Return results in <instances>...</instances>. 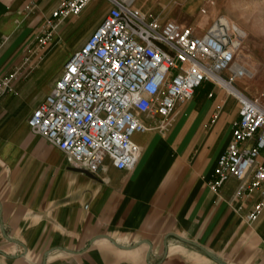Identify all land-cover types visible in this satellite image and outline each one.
Returning a JSON list of instances; mask_svg holds the SVG:
<instances>
[{
	"label": "crops",
	"instance_id": "crops-1",
	"mask_svg": "<svg viewBox=\"0 0 264 264\" xmlns=\"http://www.w3.org/2000/svg\"><path fill=\"white\" fill-rule=\"evenodd\" d=\"M58 2L0 0V264H264L263 189L241 192L235 177L212 187L239 118L230 93L202 84L165 132L160 116H141L151 129L133 137L132 170L106 158L93 174L32 132L30 116L110 9L92 0L50 30Z\"/></svg>",
	"mask_w": 264,
	"mask_h": 264
},
{
	"label": "built area",
	"instance_id": "built-area-1",
	"mask_svg": "<svg viewBox=\"0 0 264 264\" xmlns=\"http://www.w3.org/2000/svg\"><path fill=\"white\" fill-rule=\"evenodd\" d=\"M91 1L59 0L50 30L67 16L80 15ZM106 1L110 9L101 24L66 60L51 92L30 116L32 132L93 174L106 158L117 169L132 170L141 153L133 137L151 129L141 116H160L156 129L165 132L174 107L191 100L202 84L230 88L240 104L239 118L212 187L235 177L242 181L241 192L263 189L264 197V107L235 86L248 76L242 61L245 32L218 16L198 35L182 22L151 17L137 0ZM199 11L205 14L206 8ZM50 36L41 37L40 48L47 47ZM262 206L255 207L251 220Z\"/></svg>",
	"mask_w": 264,
	"mask_h": 264
},
{
	"label": "rangeland",
	"instance_id": "rangeland-1",
	"mask_svg": "<svg viewBox=\"0 0 264 264\" xmlns=\"http://www.w3.org/2000/svg\"><path fill=\"white\" fill-rule=\"evenodd\" d=\"M193 2L196 3L190 8ZM136 5L160 21L176 20L189 25L195 33L203 32L215 13L216 17L225 16L239 26L246 34L242 61L252 77L237 81L235 86L264 107V0H137ZM202 7L206 8L205 14L199 13ZM102 8L100 5L94 14L97 15ZM72 19L64 18L61 25ZM87 27V24L82 25L75 35L80 36ZM73 45L68 43L66 48ZM220 89L228 93L226 89Z\"/></svg>",
	"mask_w": 264,
	"mask_h": 264
},
{
	"label": "bare ground",
	"instance_id": "bare-ground-1",
	"mask_svg": "<svg viewBox=\"0 0 264 264\" xmlns=\"http://www.w3.org/2000/svg\"><path fill=\"white\" fill-rule=\"evenodd\" d=\"M210 1H211V0H210ZM195 3H196V2H193L190 8H193V6L195 5ZM247 75H248L249 77H252V73H251L250 71H248ZM228 91H229V92H232L233 90H231L230 88H228Z\"/></svg>",
	"mask_w": 264,
	"mask_h": 264
}]
</instances>
